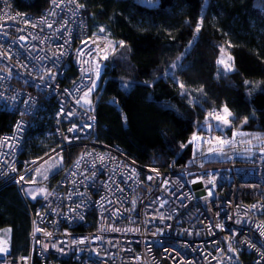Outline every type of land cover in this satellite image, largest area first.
Wrapping results in <instances>:
<instances>
[{
	"label": "built area",
	"instance_id": "2783aa9c",
	"mask_svg": "<svg viewBox=\"0 0 264 264\" xmlns=\"http://www.w3.org/2000/svg\"><path fill=\"white\" fill-rule=\"evenodd\" d=\"M92 16L80 0H48L39 13L0 0V110L12 115L0 132V186L14 183L26 202L23 187L37 186L28 249L12 254L11 229H0V264H264V152L159 168L94 136L119 40ZM48 100L45 134L57 145L22 158ZM54 156L55 172L26 179Z\"/></svg>",
	"mask_w": 264,
	"mask_h": 264
},
{
	"label": "trees",
	"instance_id": "16d2710c",
	"mask_svg": "<svg viewBox=\"0 0 264 264\" xmlns=\"http://www.w3.org/2000/svg\"><path fill=\"white\" fill-rule=\"evenodd\" d=\"M80 1L91 21L119 40L97 94L98 140L120 144L141 164L165 168L173 160L200 161L189 137L208 109L227 106L235 124L245 120L243 129L264 132V0ZM12 2L19 11L39 13L48 0ZM222 47L234 65L226 73L217 66ZM175 62L172 76L166 70ZM54 109L48 100L34 117L22 158L39 157L57 145L54 134H45ZM11 117L0 110V132ZM36 205L14 183L0 186V229L10 227L14 255L28 249L30 208Z\"/></svg>",
	"mask_w": 264,
	"mask_h": 264
},
{
	"label": "rangeland",
	"instance_id": "374dc122",
	"mask_svg": "<svg viewBox=\"0 0 264 264\" xmlns=\"http://www.w3.org/2000/svg\"><path fill=\"white\" fill-rule=\"evenodd\" d=\"M141 2H145L151 4L154 0H142ZM221 49H224V52H221ZM219 51V56L217 58V66L218 71L222 73H226L232 71L234 69L233 59L230 52L222 47ZM112 55V54H111ZM111 57V56H110ZM231 57L229 60L228 58ZM223 58L228 63L232 65L231 70H226L225 67L218 63V61ZM180 59H178L179 61ZM177 61V62H178ZM177 62L171 64L170 67L167 68L166 72L174 76L173 72L176 68ZM184 92V89L182 90ZM190 101L195 102L194 97L189 94ZM88 101V99L86 98ZM85 98L82 99L83 104H88ZM224 107L219 108L222 112ZM213 109H208L205 111L204 119L201 121H197V125L195 130L191 133L189 137V142L192 145V153L193 155H198L200 157V162L203 161H222L226 157L231 156L234 152L237 153H252V152H264V132L259 131H249L242 128V124L245 122L241 121L239 123H234V116L231 112V117L229 118L230 122L228 125H224L223 122H217L215 119L209 116ZM223 115V112H222ZM211 126V127H209ZM235 134V135H234ZM200 137L201 139L193 140V136ZM216 137H220L222 140L231 141V143L224 144L222 152H209V148L218 147V141L215 139ZM58 167V162L56 157H51L42 163L40 166L35 169L32 173L26 176V179H41L45 176H48L56 171ZM24 195L31 202L36 201L37 198V186L36 185H25L23 187Z\"/></svg>",
	"mask_w": 264,
	"mask_h": 264
},
{
	"label": "snow or ice",
	"instance_id": "6c2138e0",
	"mask_svg": "<svg viewBox=\"0 0 264 264\" xmlns=\"http://www.w3.org/2000/svg\"><path fill=\"white\" fill-rule=\"evenodd\" d=\"M197 31H199V25L197 26ZM101 32L104 31V29H100ZM121 43V46H123V41L120 42ZM111 42H109V46H110ZM221 52L223 53L224 52V49H221ZM229 60L231 59V57L228 58ZM218 63L222 64L226 70H231L232 68V65L230 63H228L225 59L221 58ZM181 87H183V85H181ZM91 91V89H89V92ZM88 93H85V100H86V97H87ZM79 102V101H78ZM86 102H88L86 100ZM222 112H223V115H221L220 113H209V116L212 117L213 119H215L217 122H223L224 125H228L230 120L229 118L231 117V112L229 111V109L227 108V106H225L223 109H222ZM211 127V126H209ZM71 131V129L69 130ZM235 135V134H234ZM198 139H201L200 137H197V136H193V140H198ZM217 141H218V147L216 148H209L208 151L211 153V152H222L223 151V145L226 144V143H231V141H225V140H222L220 137H216L215 138ZM23 179V178H21ZM149 179H151V177H149ZM41 191H44L43 189H41ZM3 249H0V251H2Z\"/></svg>",
	"mask_w": 264,
	"mask_h": 264
}]
</instances>
